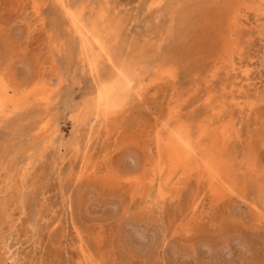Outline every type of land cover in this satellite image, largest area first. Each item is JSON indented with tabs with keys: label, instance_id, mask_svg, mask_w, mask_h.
Returning <instances> with one entry per match:
<instances>
[{
	"label": "rangeland",
	"instance_id": "obj_1",
	"mask_svg": "<svg viewBox=\"0 0 264 264\" xmlns=\"http://www.w3.org/2000/svg\"><path fill=\"white\" fill-rule=\"evenodd\" d=\"M2 91L0 264H264V0H0Z\"/></svg>",
	"mask_w": 264,
	"mask_h": 264
},
{
	"label": "bare ground",
	"instance_id": "obj_2",
	"mask_svg": "<svg viewBox=\"0 0 264 264\" xmlns=\"http://www.w3.org/2000/svg\"><path fill=\"white\" fill-rule=\"evenodd\" d=\"M243 13V12H242ZM261 13H262V11H261ZM238 14V13H237ZM242 15V14H241ZM263 15V14H262ZM237 21H238V19H237ZM233 24V23H232ZM234 25V24H233ZM86 29V28H85ZM83 31V30H82ZM164 41V40H163ZM231 46V45H230ZM148 51V50H147ZM153 51V50H152ZM234 54V53H233ZM147 55H149V54H147ZM226 55H228V54H226ZM232 54L230 53V56H231ZM150 56V55H149ZM222 56V55H221ZM229 56V55H228ZM221 59H222V57H221ZM232 59V58H231ZM226 61V60H225ZM232 61V60H231ZM230 61V59H229V62H231ZM94 62V61H93ZM221 63H222V61H221ZM228 63V62H227ZM146 64V63H145ZM229 64V63H228ZM233 64V63H232ZM246 64V63H245ZM232 65H230V67H231ZM234 67H235V64L233 65ZM241 66V65H240ZM239 67V66H238ZM121 68V67H120ZM232 68V67H231ZM230 68V69H231ZM240 68V67H239ZM248 68V67H247ZM165 69V68H164ZM235 72L237 71L236 70V68H232ZM117 70V69H116ZM121 70V69H120ZM122 71V70H121ZM241 71V70H240ZM246 71H248V70H246ZM163 72V71H162ZM215 73V72H214ZM244 73V72H243ZM246 74L245 75H247V73H249V71L248 72H245ZM166 75V74H165ZM218 75V74H217ZM240 75V74H239ZM244 75V74H243ZM143 76V75H142ZM248 76V75H247ZM158 77H160L159 75H158ZM162 77H163V75H162ZM173 77V76H172ZM208 78V77H207ZM143 79V78H142ZM244 79H246L245 77H244ZM131 80V79H130ZM140 80V79H139ZM164 80V79H163ZM226 80V79H225ZM142 81V80H141ZM234 81V80H233ZM249 82V81H248ZM241 84V83H240ZM245 84H246V82H245ZM249 84V83H248ZM252 84V83H251ZM129 85V84H128ZM237 86V85H236ZM248 87H250V86H248ZM242 88H245V87H242ZM140 89H141V87H140ZM201 89V88H200ZM10 90V89H9ZM128 90V89H127ZM224 90V89H223ZM231 90V89H230ZM233 90V89H232ZM15 91V90H14ZM119 91H120V83H119V81H118V79H116V76L114 77L113 76V78H112V80H111V85H110V88L109 87H107V88H102L101 89V91L99 92V97H100V101H103V103H106L107 104V108H111V107H114V106H116L117 105V103H118V100H119ZM198 91V90H197ZM238 91H240V90H238ZM234 92H235V90H234ZM53 93V92H52ZM207 93V92H206ZM240 93V92H239ZM238 93V94H239ZM242 93V92H241ZM231 94V93H230ZM236 95V94H235ZM241 95V94H240ZM124 96V95H123ZM208 96H210V95H208ZM213 96V95H212ZM241 96H243V95H241ZM229 97V96H228ZM210 98V97H209ZM9 97H8V92L7 91H2L1 93H0V112H3V111H5V109L7 108V103L9 102ZM15 99V98H14ZM39 99V98H38ZM209 101V100H208ZM94 102V101H93ZM206 102V101H205ZM233 103V102H232ZM10 104V103H9ZM102 104V103H101ZM237 105H239V104H237ZM246 106V105H245ZM244 106V107H245ZM249 106V105H248ZM214 107V106H213ZM243 107V108H244ZM247 107V106H246ZM48 108V107H47ZM106 108V107H105ZM117 108V107H116ZM253 108H254V106H253ZM99 109V108H98ZM101 109V108H100ZM103 109V108H102ZM101 109V110H102ZM8 110V109H7ZM100 110V111H101ZM109 110V109H108ZM113 110V109H112ZM118 110V109H117ZM213 109H211V111H212ZM253 110V109H252ZM110 111V110H109ZM181 111V110H180ZM222 111V110H221ZM49 113V112H48ZM105 113H106V110H105ZM104 113V114H105ZM217 113V112H216ZM101 114V113H100ZM225 114V113H224ZM83 115V114H82ZM102 115V114H101ZM107 115V114H106ZM172 115V114H171ZM217 115V114H216ZM220 115H221V113H220ZM219 116V115H218ZM105 117V116H104ZM180 117V116H179ZM182 117V116H181ZM52 118V117H51ZM110 118V117H109ZM222 118V117H221ZM211 119H212V117H211ZM51 120V119H50ZM95 120V119H94ZM171 121V120H170ZM204 121V120H203ZM205 121H208V119L207 120H205ZM214 121V120H213ZM223 121V120H222ZM218 123V122H217ZM211 125V124H210ZM216 127V126H215ZM50 127H49V124H47V125H45V128H44V130L39 134V135H43V134H46L47 132H48V130L50 131V129H49ZM83 128V127H82ZM196 128V127H195ZM200 128V127H199ZM168 129V128H167ZM216 129H217V127H216ZM56 130V129H55ZM206 130V129H205ZM213 130V129H212ZM211 131V130H210ZM217 131V130H216ZM161 132V131H160ZM167 132H169V131H167ZM193 132V131H192ZM191 132V133H192ZM200 132H202V131H200ZM222 132H223V135L222 136H224V137H228V129L227 128H223V130H222ZM222 132H220V133H222ZM165 133H166V131H165ZM196 133V132H195ZM91 134V133H90ZM93 134V133H92ZM162 134V133H161ZM47 135V134H46ZM197 135H198V133H197ZM201 135V134H200ZM208 135V134H207ZM44 136V135H43ZM49 136V135H48ZM202 138H203V136H201ZM204 137H206V136H204ZM46 138V137H45ZM170 138V137H169ZM201 138V139H202ZM210 138H213V136L212 137H210ZM88 139V138H87ZM93 139V138H92ZM199 139H200V137H199ZM222 139V138H221ZM221 139H220V142H221ZM80 140V139H79ZM208 140V139H207ZM47 141V140H46ZM90 141V140H89ZM197 141H199V140H197ZM197 141H195V143L197 142ZM212 141H214V140H212ZM200 142V141H199ZM198 142V143H199ZM214 142H217V141H214ZM231 142V141H230ZM197 143V144H198ZM222 143V142H221ZM229 143V142H228ZM196 144V145H197ZM71 145H73V143L71 144ZM172 145H173V150H174V154H173V156L175 157V158H177V164L179 165L180 163H182V162H189L190 160H192L193 158H194V156H195V153H194V151L196 150L195 148L196 147H194V145L195 144H193V141H192V139H191V137H190V135L189 134H187V133H185V132H183V131H178L177 133H176V135H175V138H174V140H173V142H172ZM223 145H224V143H223ZM222 145V146H223ZM227 145V144H226ZM75 146V145H74ZM76 146H77V144H76ZM200 146V145H199ZM210 146V145H209ZM71 147V146H70ZM203 147V146H202ZM170 148V147H169ZM168 148V149H169ZM204 148V147H203ZM226 148V147H225ZM71 149V148H70ZM85 149V148H84ZM205 149H208V147L207 148H205ZM222 149V148H221ZM223 149H224V146H223ZM172 150V151H173ZM201 150V149H200ZM67 151H68V149H67ZM167 151V150H166ZM171 151V152H172ZM204 151H207V150H204ZM216 151H217V149H216ZM199 152H201V151H199ZM203 152V151H202ZM225 152V151H224ZM42 153V152H41ZM44 153V152H43ZM76 153H77V151H76ZM206 153V152H205ZM164 153H162V155H163ZM165 154H167V153H165ZM171 155V154H170ZM207 155H208V153H207ZM207 155H205L206 157H207ZM211 155V154H210ZM223 155H224V153H223ZM226 155V154H225ZM169 156V155H168ZM204 156V155H203ZM72 157V156H71ZM74 158V157H73ZM167 159V158H166ZM161 159H159V161H160ZM163 160H164V157H163ZM173 160H175V159H173ZM162 161V160H161ZM161 161H160V163H161ZM169 161V160H168ZM176 161V160H175ZM227 162V163H226ZM163 163V162H162ZM161 163V164H162ZM174 163V162H173ZM228 161H224L219 155H215V154H212L211 156H208V158H206L204 161H203V163L201 164V165H199V166H197V170H196V172H199L201 175H202V177L203 178H205L206 180H207V182H208V186L209 187H212V188H215V187H217V184L218 183H221L220 181H221V179H222V177H223V174H225V171L228 169V167H230V163H229V165H228ZM164 164H166V163H164ZM175 164V163H174ZM163 165V164H162ZM171 165H172V163H171ZM170 165V166H171ZM185 165V164H184ZM159 166V165H158ZM164 166V165H163ZM166 166H168V165H166ZM175 166H177L176 164H175ZM232 166H233V164H232ZM160 167H162V166H160ZM174 167V166H173ZM178 168V167H177ZM180 168V167H179ZM248 169H249V167H248ZM158 170H159V168H158ZM160 170H161V168H160ZM159 170V171H160ZM162 170H164V169H162ZM171 170V169H170ZM164 172V171H163ZM183 172V171H182ZM228 172H230V171H228ZM159 173V172H158ZM195 173V172H194ZM191 174V173H190ZM191 177V176H190ZM192 178V177H191ZM202 178V179H203ZM133 180H134V178H133ZM227 180V179H226ZM25 181V180H24ZM130 181V180H129ZM133 182V181H132ZM131 182V183H132ZM138 182V181H137ZM227 182V181H226ZM232 182V181H231ZM139 183V182H138ZM228 183V182H227ZM229 184V183H228ZM223 186H224V184H223ZM223 186H222V188H223ZM226 186H227V184H226ZM212 188H210V189H212ZM220 188V187H219ZM211 192H212V190H211ZM215 193H217L216 191H215ZM61 198H63V197H61ZM65 200V199H64ZM171 200V199H170ZM198 202V201H197ZM19 203V202H18ZM195 205V204H194ZM202 206V205H201ZM194 208H195V210H199L198 208H200V207H198V204H196L195 206H194ZM200 211V210H199ZM198 212V211H197ZM196 212V213H197ZM202 212V211H201ZM198 220V219H197ZM84 255V254H83Z\"/></svg>",
	"mask_w": 264,
	"mask_h": 264
}]
</instances>
